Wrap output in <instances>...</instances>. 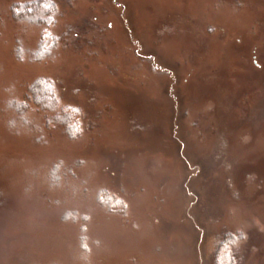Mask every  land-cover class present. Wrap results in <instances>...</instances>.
I'll return each instance as SVG.
<instances>
[{"label":"rangeland","instance_id":"1","mask_svg":"<svg viewBox=\"0 0 264 264\" xmlns=\"http://www.w3.org/2000/svg\"><path fill=\"white\" fill-rule=\"evenodd\" d=\"M19 1L0 0V264H264V0H55L41 61ZM38 77L79 134L21 105Z\"/></svg>","mask_w":264,"mask_h":264},{"label":"trees","instance_id":"2","mask_svg":"<svg viewBox=\"0 0 264 264\" xmlns=\"http://www.w3.org/2000/svg\"><path fill=\"white\" fill-rule=\"evenodd\" d=\"M10 12L12 18L17 21H26L43 27L38 46L31 54L32 58L41 61L51 57L60 42V37L51 30L59 16L56 1H19L11 6ZM31 104L44 112H48L49 120L62 126L72 136L81 132L83 111L81 108L61 103L58 88L53 79L38 77L28 86L26 99L21 105L27 108ZM105 192L103 191L102 194ZM113 200L115 201L114 198ZM115 205H118V202L115 201ZM119 209L122 210L120 205Z\"/></svg>","mask_w":264,"mask_h":264}]
</instances>
